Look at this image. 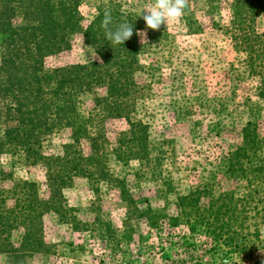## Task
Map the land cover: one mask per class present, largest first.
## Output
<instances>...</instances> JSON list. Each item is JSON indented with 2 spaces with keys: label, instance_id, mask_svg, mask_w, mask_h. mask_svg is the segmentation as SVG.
I'll use <instances>...</instances> for the list:
<instances>
[{
  "label": "rangeland",
  "instance_id": "rangeland-1",
  "mask_svg": "<svg viewBox=\"0 0 264 264\" xmlns=\"http://www.w3.org/2000/svg\"><path fill=\"white\" fill-rule=\"evenodd\" d=\"M108 1L80 0L78 13L83 17L82 25L89 21L95 8ZM114 1L122 11L140 19L153 2ZM234 1L189 0L182 18L168 26L162 24L157 30L147 28L143 19V28L137 33L146 35H137L139 65L133 72V80L138 94L133 95L134 114L131 112L130 118L146 127L150 157L146 161L150 163L117 162L112 150L117 139L121 138L123 143L130 139L126 121L93 117V125L97 126L100 120L101 126L98 125V130L88 129V137L97 139L96 155L100 164L104 163V169L98 171L105 172V176L90 185L82 177L75 178L60 193L80 221L89 222L95 217L103 227L100 231L76 233L59 224L55 216H45L42 235L47 254L28 255L15 264H230L206 236L186 242L174 240L169 245L165 236L145 239L146 228L136 217L130 222L132 231L126 237L122 224L126 207L120 203L119 189L132 194L139 209L149 207L169 217L174 213L177 193L197 187L217 172L215 158L239 143L245 122L257 123L262 140L260 150L264 152V0H260L261 12L246 23L243 18L234 21L231 5ZM142 39L147 42L142 43ZM91 62L99 63L92 48L82 42L80 35L72 34L68 47L45 57L43 67L47 70ZM104 93V88H99L83 94L81 111H89L93 99L103 97ZM5 103L12 102L2 98L0 113L5 111L1 107ZM2 125L0 119V129ZM95 131H99V136ZM67 134L66 129H61L41 136L40 152L56 153L67 141ZM86 144L80 140L79 147L84 152ZM21 159L22 155L9 147L0 153V169L8 172L12 180L31 181L43 190L42 167L25 165ZM5 181L10 185V180ZM163 184H169L172 192L163 193ZM227 186L235 197L243 192L238 188L239 183L230 181L219 188L215 185L214 194ZM260 198L263 200L257 205L256 220L260 239H264V197ZM10 235L9 241L13 243L17 234L12 231ZM239 260L237 255L232 258V262ZM0 264L13 263L8 256L0 254Z\"/></svg>",
  "mask_w": 264,
  "mask_h": 264
},
{
  "label": "trees",
  "instance_id": "trees-1",
  "mask_svg": "<svg viewBox=\"0 0 264 264\" xmlns=\"http://www.w3.org/2000/svg\"><path fill=\"white\" fill-rule=\"evenodd\" d=\"M241 1L231 4L234 21L243 18L245 23L252 22L263 7L260 0ZM79 3L80 0H0V100L9 98L12 102L1 106L5 111L0 113V153L9 147L16 150L25 165L39 164L44 177L43 190H39L37 183L12 180L8 172L0 169V254L8 256L13 264L28 255L47 254L42 235L45 216H55L59 224L76 233H91L103 227L95 217L89 222L80 221L60 193L75 178L82 177L90 185L105 176V172L98 171L104 169V163L100 164L96 155L97 139L88 137V129L98 130L101 126L100 120L97 126L93 125V117L126 121L130 139L127 143L117 139V146L112 149L117 162L150 163L146 161L150 159L146 127L130 118L131 112L134 114L133 95L138 94L133 80L139 65L137 32L144 21L109 0L95 8L89 21L82 25ZM239 9L244 12L243 17ZM105 10L111 12L115 23H133V36L124 44L113 45L105 39L101 26ZM72 34L80 35L99 63L44 69V58L66 49ZM99 88H104L105 95L93 99L89 111H81L80 97ZM262 94L260 88L259 95ZM9 123L12 125L7 126ZM61 129L68 131L67 141L56 153L43 155L39 147L41 136ZM95 134L99 136V131ZM260 138L257 123L245 122L239 143L215 158L217 172L197 187L177 193L174 213L169 217L149 207L139 209L132 194L119 189L120 203L126 207L122 220L125 236L131 234L130 222L136 217L146 228L145 239L165 236L169 245L174 240L186 242L206 236L230 264H264V239H260L256 220L257 205L262 204L260 197H264V152L260 150ZM80 140L87 143L86 152L79 147ZM6 179L10 185H6ZM230 181L239 183L238 188L243 189L240 196L235 197L229 186L214 194L215 185L219 188ZM163 186V193L172 192L169 184ZM12 231L17 234L13 243L9 241ZM236 255L240 258L237 263L232 262Z\"/></svg>",
  "mask_w": 264,
  "mask_h": 264
},
{
  "label": "clouds",
  "instance_id": "clouds-1",
  "mask_svg": "<svg viewBox=\"0 0 264 264\" xmlns=\"http://www.w3.org/2000/svg\"><path fill=\"white\" fill-rule=\"evenodd\" d=\"M188 6L189 0H153L143 11L147 13L143 15V19L147 28L157 30L162 24L168 26L172 21L182 18ZM101 26L105 30V39L113 45L124 44L133 36V23L128 20L115 23L109 10H105ZM137 35L144 37L146 34L137 33ZM141 42L147 41L142 39Z\"/></svg>",
  "mask_w": 264,
  "mask_h": 264
}]
</instances>
